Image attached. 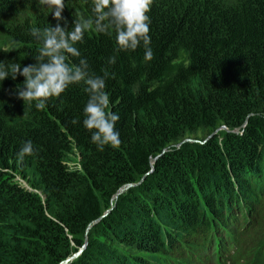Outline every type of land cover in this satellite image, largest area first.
<instances>
[{"label":"trees","instance_id":"trees-1","mask_svg":"<svg viewBox=\"0 0 264 264\" xmlns=\"http://www.w3.org/2000/svg\"><path fill=\"white\" fill-rule=\"evenodd\" d=\"M64 2L68 28L92 16V0ZM49 12L0 0V61L35 64ZM147 15L153 59L90 30L68 60L105 78L118 148L91 142L83 82L42 110L16 98L23 76L0 82V264L83 246L67 264H264V0H153ZM198 129L206 142L174 144Z\"/></svg>","mask_w":264,"mask_h":264},{"label":"clouds","instance_id":"clouds-1","mask_svg":"<svg viewBox=\"0 0 264 264\" xmlns=\"http://www.w3.org/2000/svg\"><path fill=\"white\" fill-rule=\"evenodd\" d=\"M38 3L53 13L57 24L43 29L31 28L30 34L42 45L38 55L34 56L36 63L21 70L19 63L0 61V82L9 76L13 80L17 75L23 76L22 85L15 89L16 98L23 100L24 104L34 103L37 110L44 109L49 98L59 97L70 84L83 82L89 96L83 109V126L91 132V142L99 151H103L106 145L118 148L122 141L115 125L120 117L115 112L106 111L110 98L105 91V78L91 75L85 59H80L79 64H70L68 60L80 56L75 45L82 42L85 32L90 30L107 35L115 33L118 51L136 50L143 44L145 59H153L149 47L150 17L147 15L153 0H92V16L75 18L71 28L67 27V20L62 16L64 0H38ZM60 21H64V27ZM108 62L115 64V57L109 58ZM33 153L32 142H25L17 153L18 162Z\"/></svg>","mask_w":264,"mask_h":264},{"label":"rangeland","instance_id":"rangeland-1","mask_svg":"<svg viewBox=\"0 0 264 264\" xmlns=\"http://www.w3.org/2000/svg\"><path fill=\"white\" fill-rule=\"evenodd\" d=\"M226 128H228L226 126ZM229 131V128L228 130L227 129H223L221 128V125H219L218 129L216 131H214L215 133L217 131ZM238 131H240L239 129H237ZM236 130V131H237ZM212 134H210L208 131L206 130H201V129H198L196 130L195 132L191 133V134H188L186 135L185 137H182L180 140H178L177 142H175L174 144H176L178 147L181 146V144L184 142V141H189V140H195V142H206V140L211 136ZM259 135H262V138H264V132L262 133H259ZM261 137V136H260ZM235 232V229L233 230Z\"/></svg>","mask_w":264,"mask_h":264},{"label":"water","instance_id":"water-1","mask_svg":"<svg viewBox=\"0 0 264 264\" xmlns=\"http://www.w3.org/2000/svg\"><path fill=\"white\" fill-rule=\"evenodd\" d=\"M221 128H223V129H227V130H228V128H226V126H221ZM235 131H236V130H235ZM189 141H195V140H189ZM164 151H166V149H164ZM155 160H156V158L152 159L153 162H154ZM129 185H130V184H127V185L122 186V187L119 189V191L114 195V198H117L118 195H119L121 192H123L126 188L129 187ZM106 213H107V212H106ZM94 222H95V221H94ZM92 224H93V223H91V224L89 225V227H91ZM84 248H85V246L81 247V248L79 249L78 252L73 253L72 255H70L67 259L63 260L60 264H67L70 260H73L74 258H76L77 256H79V255L82 253V251L84 250Z\"/></svg>","mask_w":264,"mask_h":264}]
</instances>
